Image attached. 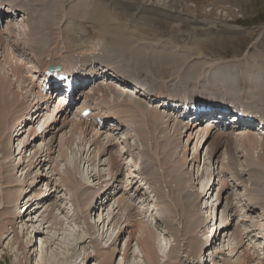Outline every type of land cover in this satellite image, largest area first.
I'll return each mask as SVG.
<instances>
[{
    "label": "rangeland",
    "instance_id": "374dc122",
    "mask_svg": "<svg viewBox=\"0 0 264 264\" xmlns=\"http://www.w3.org/2000/svg\"><path fill=\"white\" fill-rule=\"evenodd\" d=\"M0 1L13 3V0ZM21 1L22 0H15V2L17 3H20ZM39 1L40 0H26V2H22L27 4L28 8L30 9V15L28 17L31 18L32 16L33 21H36L34 19L36 15V17L41 15L42 11L40 9L39 3H41V6L44 7V11L46 8L48 10L46 12L50 13L52 17H54L56 21L55 29L48 28V38L49 40L51 39V42H53L54 39L59 37V35L62 40V35L61 33L59 34V27L62 29H66L69 28V26L71 25L74 28V20L77 26L81 27L83 24L88 29V33H90L92 30L96 31V35L99 37L102 36L104 40H110L109 36L107 35L108 32L113 34V39H115L116 34L127 33L130 34L134 40L143 43L142 46L144 47L145 43L143 38H145L149 50L151 49L152 51H157V56L142 55L140 58H134V53L130 54V60L138 62L139 64L144 66L141 74H139L138 76L135 75L138 74L135 72V66H131L129 64L128 67L124 68V71L129 74V76L147 78V76L149 75L150 80H145L144 82H141L142 84H138H145L150 88L156 89V91L164 90L166 92L173 93H181L188 91V93H190L194 87L193 90L195 91L192 92L214 93L215 91H213L212 89L206 91L205 88L203 90L202 88L204 87L201 86V82L203 81L204 84L209 80L212 81V79L214 78L213 75H218V73L221 72V74H219L222 78H224L225 81L235 83L236 87L239 86L236 92H239L240 99H250V103L253 106L257 107L261 112H264V102L258 99L260 98L259 96L258 98L257 96L250 97V95L253 93L251 91L253 88H249L250 84L262 86L264 85V82L262 84H260L259 82V84H257L256 82V80H264V0H157L161 4L159 6L162 7L164 11L156 10L157 12H151L150 10H147L146 13H139L133 9L132 11L128 10L130 8L128 6L112 7L104 5V3H102L103 0ZM173 1L181 5L187 4V6L194 8L193 13L189 11L186 14L177 13L174 5H171V2ZM91 2L96 3L92 5ZM110 2L113 4L121 2L123 3L122 0H112ZM55 4L59 6L57 14L53 13V11L50 9V6L52 5L53 7ZM142 7L145 8L144 5H142ZM203 7L207 9H215L217 14L206 15L203 11H201ZM119 9H121V11L118 12L117 10ZM182 9L183 8H179L180 11H182ZM98 10L103 11L104 15L108 19L107 21H114L115 23L107 22L108 27L104 28L98 18H95V13ZM119 15L122 16L119 17ZM65 16L66 19H64ZM193 16L195 17L193 18ZM28 17L25 18L27 22L29 21ZM18 21L22 22L23 20H21V18H18ZM85 21H87L88 23H85ZM93 22L94 24H92ZM58 23H61L62 26L60 24L58 27ZM93 25L94 27H96V29L93 27ZM114 25L117 28H122L118 30L114 28ZM139 25L148 27L151 34H144L140 30H138L140 28ZM91 27H93L94 29ZM123 27L127 29L124 31ZM5 29L7 30V26H5L4 24L0 28V32L5 31ZM81 29H83V27ZM82 31V34L80 32H77V30L76 33L72 31L76 36H67L68 39H66V42L70 45V47L68 48L72 49L71 55L65 52V49L61 50V53L59 52L58 55L57 52L60 51V48H55L54 52H56V56L54 57L53 54L48 56L47 58L45 57L44 60L52 61L53 64L56 61V63H58L57 65H63L64 67L72 68L74 67V69L77 70L81 67L79 61L83 60L81 59V56L73 55L75 52H81V55L84 59L88 60L90 58L92 60L94 55L90 56V53L93 54L94 52L88 50L87 47V50L84 48V46L88 45L86 39H90L91 37H87L86 35H84V33H87L86 31H84V29ZM6 32L8 35H4L7 36L6 39H8L10 43L21 44V46L18 45L19 47H22L23 45L22 48L25 49L27 53L31 54H29L31 56L29 59L22 58L24 63H27V65L32 66L34 70L39 69L37 68V66L39 65L40 68H43V64L37 61V57L35 58V52L28 48L27 36H25L24 34H20L19 32H15L14 34L10 35L11 32L9 29ZM64 36L65 38H67L66 35ZM64 42L65 41H63L61 44L63 45ZM2 45L5 46L7 44ZM4 46H2V48L0 49V66L1 63H3L0 67V75H2L3 77L9 75L11 77V80L16 83V77L12 75L13 71L11 68H13V65H16V62L19 63L21 59L19 60V58H16L14 55H10L11 57H14H10L11 61L4 59L3 51L6 49L8 51L11 48L8 47L9 45H7L6 48ZM142 46L140 45L139 47ZM52 47L54 48V45H52ZM73 47H75L76 50H74ZM144 48L145 52L147 53L148 49L146 50V47ZM9 51L11 52V49ZM114 60L119 63L118 59ZM77 64L79 66H77ZM191 70V75H189L190 73H188V71L190 72ZM195 71H198V80V76ZM30 74L34 73H32V71L27 72L26 70H22L23 76L28 77L30 76ZM192 74H195L197 77L192 76ZM33 76L34 75H32L31 77ZM35 76L37 79L35 78L36 81L34 82L40 84L39 81L42 79L38 78L39 73L36 72ZM200 76H202L203 78ZM189 77L191 78V81L189 80ZM240 77H243V82L246 83V85L240 84ZM132 79L135 83H132L131 81L130 84H134L133 86L135 87L136 85H138L136 84L137 81L134 78ZM193 80L197 83L193 82ZM190 82L192 84H190ZM248 82L250 84H248ZM26 83L29 84V81ZM187 83L191 86L195 84L196 87L194 85L192 87H188L189 85ZM196 84H198V87ZM97 85L98 84H96L95 86ZM122 85H126L125 87L134 90V87L131 88L127 86L128 84L124 83ZM15 86L16 89H19V83H16ZM30 86L28 87H30L31 89L28 88V90H32V84ZM179 86H181V88ZM143 88L145 87L142 86L141 89ZM255 88H257V91H260L259 86H255ZM25 90L21 91L25 92ZM262 90L264 89L262 88ZM37 92L38 89L37 91H35L32 97L38 96ZM87 93L92 94L93 92L88 91ZM87 93L81 99H77V101L80 102L75 104L76 107L72 105L70 108L68 107L69 110L67 111L63 110L62 108L59 109V111H61L62 109L65 113L64 116H68V118L66 121H64V116L58 117L56 124L50 128L47 135H43L41 138L35 139L36 135L30 133V127L29 125L27 126V123L22 129L17 130L15 133L18 132L20 136L16 137V140H14V148H16L14 157H17L15 162H13L14 159L13 157H11L12 159H10L12 160V163L7 164L6 159L2 158V152L0 151V177L5 176V179L6 177H10L8 178V181L10 182L7 184L13 185V183H17L14 185H18L12 187L6 186V184L0 185V229H2L3 225L4 228H8H6V230L4 228L3 230H0V232L2 231V235L0 234V264H46V260L44 259V256L46 255H50L51 257L56 258V261L60 260L58 263L56 262L55 264H101V262L105 259L106 261L109 260L111 264H113V262H116L115 264H151V261L148 259L147 254L143 251L142 248H140V246L137 245V241L135 238L131 240L129 244L130 249L127 252V260H123V248L128 237V230L130 229L131 225L134 224L135 220H138L140 223H142V225H144V227L147 230L149 229V231L152 233L150 234V236L152 235L153 237V241L151 240V242L153 243L151 245L153 247L155 255L158 254V261L156 262V264H172V262H174L175 264H196L197 259L195 260V254L201 249V257L198 258L201 264H230V262L232 264H243L245 252L250 255V264H264V208L258 207L256 211L252 213L251 211L246 212V207L251 202L249 198L246 200L247 204L245 205L243 200V197L251 196V194L249 193L250 190L248 191V189L250 188L248 184L249 182L247 180L243 181L244 178L247 179V176L244 175L243 179L237 178L240 180L235 179L236 176L231 171L233 169H228L229 164H225L228 161V158L225 154V149L223 146L218 149L217 155L214 159H212L213 156L212 158L210 156L211 147H208L209 142L207 144H204L205 140L203 139V143L199 142L198 145L196 144V135L199 133L197 132L200 130L199 128L195 129L192 134L190 133V131L186 133L187 129H184L182 131V135L180 137L181 139L179 140L176 152V156H178L177 164H180L181 166L179 165V167L174 168H177L179 171L181 170L180 172L182 178L184 179V186L186 185L184 189L186 190H192V188H190L192 183L194 182L192 178L194 177L197 179V177L201 176L202 173H204L205 175V178L202 180L204 186H207L212 179L211 184L213 185H211L210 187V190H212L209 195H207L206 198L201 201L202 211H200V214L197 215H203L206 211V215H208L207 212H209L211 218L216 219L217 217L219 219L216 225H213L215 222H212V225H210L212 231L210 228H208V233H206L205 235V230L199 228L200 221L197 222L196 225H198V228L196 227L197 229L195 233H199V236L200 238H202V241L201 243H197L196 235L194 236L195 241L189 245V241L191 240V238L188 239L189 237H187V235L185 236L187 229H185L182 223L183 221H181V219L179 218L180 212L175 210V207H177L176 203L172 205V211H166L163 214L162 210L160 209L162 207L165 208L166 203L167 205H171L169 200H173V195H175L174 190H172L175 183L172 182V185L168 180H166L167 175L164 176V174H168L169 170H171V165L161 167V165H159L158 163L160 161H157L156 164L154 163V166L152 165V169L157 173V177L147 175L148 179L152 181H150V183L148 184H143L146 182V175H141L139 174L140 171L138 172L139 167L141 168L139 162H141L142 159L141 151L143 149V145L140 141L141 138L140 133L137 130V125L136 132H138V134L133 130L134 128L131 127L130 124L127 125V123H124L125 126L123 128H117L114 131H109V128L106 127L105 129L103 128L105 126H101L99 127V129L97 128L99 132L96 136L93 135L91 130L85 133V131H83V128H79L75 132L72 127H70L71 122H73L72 126L76 127V124L71 119L76 120V117H78L80 113V109L84 105L86 106V104H89L93 108L92 111L94 112V115L91 117L92 120L96 115L104 113L107 110H103L105 108L104 104L106 103V101L108 103L110 100V102L112 103L114 101V98H117V96L111 94L110 97L112 99H104L105 103H99L102 102L101 99L103 98L102 96L100 98L98 97L99 92L95 95L92 94L86 96ZM217 93L224 92L217 91ZM48 96L51 97L50 94ZM53 97L54 96H52L51 100H49L50 106L47 110L48 113L39 121L40 126L44 124V120L46 119L47 115H49L50 117L53 115V109L57 102V98L54 97L53 99ZM262 98H264V96H262ZM141 100L145 102L143 98H141ZM122 101L128 102L126 100ZM230 103L232 105H235L236 107L237 105H240V103L236 104L237 101L233 102V100ZM129 104L130 107L132 106L133 110L136 109L132 105V103ZM111 105L113 106L115 105V103H112ZM153 105L156 106L155 104H152V106ZM159 109L160 111L162 110V112L163 110H165L163 108ZM172 114L175 115L174 113ZM252 114L251 116H255L258 119L264 118L263 114L260 112ZM34 119L32 122H34ZM114 119L117 118L114 117ZM29 120H32L31 113L28 118V121ZM165 120L167 121L165 126L168 127L169 117H167V119ZM172 121L170 125L171 127H174L173 124H177L180 121H185L183 123H187V120H183L178 117H172ZM132 123L135 124V122L133 121ZM112 125L113 124H111L110 126ZM59 129H61V131H59ZM103 131L104 133H102ZM172 131L173 130H171V132ZM145 133H147L146 130ZM22 134L23 136H21ZM241 134H243V132H237L233 135V137H236L238 139V141L235 139L236 142H239L240 140L239 144H241V141L242 143H244L242 145H236V149L239 152H236L235 156L238 160L237 163H240L241 167H239L244 168L241 169L242 173L245 174V165H249L252 160H260V155L264 154V149H262V145H260L262 143V140H260V144L255 147L253 146L254 148H252L250 144L244 141L245 139L243 140ZM91 136L94 138L99 137V141L101 142L96 145H92L93 142L90 143V140H92ZM203 136L204 134H202V137ZM64 137L70 139L72 138V142L69 140V142L62 146L61 143L64 141V139H66ZM51 138H54V144L51 150L52 152H50L51 156L47 158L46 162H43L44 165H39L36 160L37 157L31 159V156L33 155H31V153H34L33 151L36 150L35 147H39L37 149H42L43 147H45V145L48 144ZM108 138H112V142H108ZM19 142L20 145H17V143L19 144ZM171 142L172 141L170 139V142L167 143L165 150L168 149ZM100 143H103L105 145L104 149H106V151L103 148L101 149L102 151H99ZM111 143H114V145L111 146ZM128 144L135 145V147H138V149L130 148L131 150L128 151L129 153L126 152L121 161L127 163L128 166L124 165L123 170L121 167L120 173L116 174V172H118L117 166L115 167L114 165H112L111 167L110 165H108L110 161L109 151L113 153H116L115 151L118 150L125 152V149L129 148L127 146ZM149 144L153 147V139L149 141ZM165 144L166 142H163V146ZM232 145H234V142L230 143V147H232ZM245 146H248V148H246ZM256 148H258V150ZM62 149L64 151L67 150L66 152L69 154V157L71 156L70 158H74L77 161L78 167H80V170L85 176L84 181L90 185V188L84 192L96 195L92 197V205H90V207H87V214L81 211L79 206H82V203H80L79 205L78 200L74 199L72 194L73 191L71 193L68 185H64V182H66L67 184L68 179H72V177L68 178L69 176L55 174L57 172L54 170V166L58 165L60 166V168L65 167V162L61 159ZM153 149L154 148H152V151ZM160 150L163 151L161 148ZM196 150L197 152L195 154L200 155V163L196 162L195 165H193V163L185 164L183 163V161H181V159L185 158V152H188V157H191ZM21 151V155L18 154ZM98 152H100V154ZM174 152L175 151L172 149L171 152L167 153L168 157L165 155V157L171 159L170 162L173 164V166L176 165V162H174L176 161ZM153 155H155L154 151L150 153L151 157H153ZM21 157L23 161L21 159L20 163H18ZM163 157H161V161L163 160ZM157 158L159 159L158 156ZM238 165L239 164H237V166ZM224 166H227V168H225ZM99 171L106 174V176L103 177V179L101 180H99L100 178L99 176H97ZM233 171L236 173L235 170ZM74 172L76 174L78 173L77 176L79 175V172ZM212 172H214V175H210L213 174ZM111 173L112 175L110 176ZM113 175L118 178L115 183L109 181L110 177L111 180L114 181ZM206 175L210 176L206 178ZM26 176L27 178L25 179ZM141 178H143L144 180L142 181ZM190 180L193 182H190ZM225 181L229 182L227 186L228 188L225 187L222 190L221 184H224ZM245 182H247V184ZM76 183L78 182L74 180L72 181L71 185L76 186ZM89 185H87V187H89ZM11 190H14V193L15 191H18L17 195H19V200L14 206L12 204V208L10 207L8 211H14L18 213L22 212V222L20 219H17L16 221L14 220V223H16L15 225L18 226L17 232L20 236L19 239L13 232V230H15V227H13V223L11 224V221L8 218V211L5 208L7 201V193ZM144 193H146V195H144ZM43 194L45 195L43 196ZM164 194L165 196H162ZM231 194H234L233 197H236V199H231L232 197H229L231 196ZM35 195L37 196L34 198V200L38 197L39 198L33 201L32 203H28L26 205L28 199L33 198ZM138 195H140V197ZM79 197H81V199L83 198V191ZM145 197H148V199L150 200L146 201L144 205L139 204L141 203L139 202L141 201L139 200V198L142 199ZM119 200L122 202V208L115 210V207ZM36 203H38V205L41 204L40 206L44 204V207L39 208L37 206V208L39 209H36ZM100 203H103V207L99 206ZM129 203L132 204L133 207L128 205ZM24 204L26 207L24 209H21V206H24ZM205 205L208 206V209L203 208ZM232 205H234V207ZM47 206L48 208H46ZM27 207L28 212L25 213ZM112 207L113 210H115L116 219H114L112 223L108 225V222L111 219L112 215L109 218L107 217L109 216L108 213ZM197 215L195 217H197ZM164 216L168 217V222L164 218ZM55 217L57 218L58 222H62V226L60 224H54L52 225L53 228H50L49 226L52 223L49 221L55 222ZM104 217L106 218V221L100 224L101 220ZM223 218H225V221L222 220ZM45 221H48V223L44 224ZM98 221L100 222L96 223V229H91L90 223ZM223 222L226 223L225 230L221 229V227L225 225L223 224ZM216 227L217 230L215 229ZM259 227L263 230V232L260 233L262 234V238L257 237L260 232V230H257L259 229ZM252 229L255 230L250 232V230ZM37 230L42 231V233H39ZM215 231L216 235L213 236ZM23 232L26 234L23 235ZM73 233H79L80 236L83 237L84 241L80 243V245H76V241L73 240H70L71 242L69 241V245H65V243L63 244L62 241L64 240V236H66L67 234L73 235ZM203 235L204 237L206 236L205 238L207 239L210 238L208 240V243H206L204 247L203 243L206 239H204ZM156 236H159L160 238V247L158 241H156ZM54 238L56 239V241H51L50 243L55 244H53L54 246H50L49 240ZM178 240H180L181 242ZM21 241L24 242V246H26L25 248L20 247L19 242ZM259 242L260 245L258 244ZM176 247H178V249ZM176 250H179V259L172 258L173 253L176 254ZM214 257L216 261L213 260ZM175 261H177L178 263H176Z\"/></svg>",
    "mask_w": 264,
    "mask_h": 264
},
{
    "label": "bare ground",
    "instance_id": "6f19581e",
    "mask_svg": "<svg viewBox=\"0 0 264 264\" xmlns=\"http://www.w3.org/2000/svg\"><path fill=\"white\" fill-rule=\"evenodd\" d=\"M22 1L26 2V0H22ZM22 1L20 3H17V2H15V0H13V3L9 2L11 4H7V5H8V7H10V6L19 7V9H17L18 12H22V11L26 12L27 11V14L21 15L19 13V15H17V16H20L21 20H23V21L22 22L18 21V19H14L12 17H5V19H4L5 23L4 24H5V26H7V30L8 29L10 30V32H11L10 35L14 34L15 32H19L20 34H24L25 36H27V38H28L27 46H28L29 49H31L32 51L35 52L34 56H35V58L37 57L36 59H37L38 62H41L43 64V69L40 70V65H39V66H37V68H39V69L34 70V68L32 66L27 65V63H24L22 58L29 59L31 57L30 56L31 54L27 53V51L22 48L23 45H22V47H19L18 45L21 46V44L10 43L8 41V39H6L7 36L4 35V34H7V32H6L7 30L6 29H5V31L0 32V49L2 48V46H4L2 44H7V45H9L8 47H11L10 48L11 52L9 51L10 49L8 51H7V49L3 51L4 59H6L8 61H11L10 60V57H11L10 55H14L16 58H19V60L21 59L19 63L16 62V65H13V68H11L12 71H13L12 75H14V77H16V83H19V89H16V86H15L16 83H14L11 80V77L9 75H6L5 77L0 75V78L2 77L1 80H0V144H1L0 145V151L2 152V158L6 159L7 164L8 163H12V160H11L12 158L11 157H13V159H14L13 162H15V160L17 158L16 156L14 157L15 150H16V148H14V140H16V137L20 136L18 132L15 133L17 130L22 129L27 123V126L29 125V127H30V133L31 134L33 133V134L36 135L35 139L41 138L43 135H47L48 134L50 128L56 124L58 117H60V116L63 117L65 115L63 110H65V111L69 110L68 106L62 105L63 104L62 100H65L64 99L65 98L64 95L63 94L54 95V97L57 98V102H56V105L54 106V109H53V115L51 117L49 115H47L46 119L44 120V124L42 126H40V123H39L40 119L42 117H44L48 113L47 110L49 109V106H50L49 105V100H51V97L48 96L49 94H45L44 89H41V87H40L41 84H37L36 82H34L37 79L35 75H36V72H38L39 73V77L38 78L43 79L42 81L44 83H47V85H49L47 81L49 80L50 76L46 74V71L48 72V70H52L51 67H49V66L57 65L58 63H56V61H55V63L53 64L52 61H45L44 58L45 57L47 58L48 56L53 55V54H54L53 56L55 57L56 56L55 55L56 52H54L55 48H60V51L57 52L58 55H59V52L61 53V50H63V49H65V52H67L69 55H71L72 49L68 48V47H70V45L66 42V39H68L67 36H72V35L76 36L74 34V33H76V30H77V32H80L82 34V32H83L82 30L84 29V31L87 32V33H84V35H86L87 37H91L92 38V39L91 38L90 39H86L88 45L84 46V48L86 50L88 48V50H90L91 52H94L93 54L90 53V56L94 55L93 59L91 60L89 58L88 60H86V59H84L82 57L81 52H75L73 55L81 56V59L83 61H79L80 65H81L80 69H84L85 72L77 73V72L73 71L74 67H73V69H72V67H69L70 69L68 68L66 70L68 72H71L72 74H74L76 76L80 75L79 78H82L81 79L82 82H85V80H89V79H95L94 81L96 82V81H98V79H100V81H98V83H96L98 85L97 86L94 85L95 87H93V89L91 90L93 92L92 94L95 95L96 93L99 92L98 97L99 98L101 96L103 97L101 99L102 102H99V103H103L105 100H108L109 98H111L110 97L111 94L117 96V98L113 97L114 101L112 103H115V105H113V106L111 105L112 103L110 102V100H109L108 103H107V101H106V103L104 102L105 103L104 104L105 108L103 110H106V109L107 110L104 113H101V114H103V118L106 115L109 116V117H106L105 119H103L104 122H103L102 126H105L103 128L106 129V127H107V128H109V131H112V130L114 131L117 128H123L125 126L124 123H127V125L130 124L131 127L134 128L133 130L136 132V127L138 126L137 130L140 133V138H141L140 141H141V143L143 145V149L141 151L142 159H141V162H139L140 163L139 165L141 166V168L139 167L138 172L140 171L139 174H141V175L142 174L146 175L145 176V181L146 182L143 183L144 185L148 184V183H150V181H152V180L148 179V176L157 177V173L152 169L153 166H154L153 165L154 163L156 164L157 161H160L158 163H159V165H161V167H166L168 165H171V170H169L168 174H164V176L167 175V179L166 180H168L172 185H173V183H175V185L173 186V189H172V190H174L175 195H173V200H169L171 205H167V203H166L165 208L162 207L163 209L162 208H160V209L162 210V212L164 214L166 211H170V210L172 211L171 207H172V205H174L176 203L177 207H175V210L180 212L179 218L181 219V221H183L182 223H183L185 229H187L185 236L187 235V237H189L188 239L191 238V240L189 241V245L192 242L195 241V237L194 236H196V235H197V243L198 242L201 243V241H202V238H200L199 233H195L196 229L198 228V225H196L197 222L200 221L199 228L205 230V232H204V235H205L206 233H208V228H210V225H212V222H215L213 225H216L217 222L219 221V219L217 217H216V219L211 218V215H209L210 214L209 212H207L209 216L206 215V211L204 212L205 214H203V215H200V216L197 215V214H200L199 213L200 211H202L201 201L204 200V198H206V196L209 195V193L212 190V189L210 190L211 185H213V184H211L212 179L210 178L211 181L209 182V184L207 186H204L203 183H202V180L205 178V175H204V173H202L204 171H202L201 172L202 175L197 177V179L194 178V177L192 178L194 180V182L190 180V182H193L191 187H190V188H192V190H189V189L186 190V189H184V187H186V185L184 186V182H183L184 179L182 178L181 172H180L181 170L179 171L177 168H174V167H179V165H180V164L179 165L177 164L178 163V160H177L178 156H176V152H177V146L179 144V140L181 139L180 137L182 135V131L184 129H187L186 133L188 131H190L191 134H192V132L195 129H197V128L200 129L199 131H197L199 133L196 135L197 136L196 144L198 145L199 142L203 143L204 140H205L204 144H207L209 142V146L208 147H211L210 156H211V158L213 156L212 159H214L215 156L217 155L218 149L221 146H223L224 149H225V154H226V156L228 158V161H229V162L227 161L225 164H229L228 169L230 168V169H233V170L236 171V173H235L233 170H231L232 173L236 176L235 177L236 180H240V179H237V178L243 179L244 175L247 176V179L244 178L243 181L247 180L249 182L248 184H249L250 188L248 189V191L250 190L249 193L251 194V196L250 197L245 196V197H243V200H244V204L245 205L247 204L246 203L247 199L250 198L251 202L247 205V207L245 206L246 207V212L251 211V213H252V212L256 211V209L258 207L264 208V154L260 155V160H252L249 165H245L246 173L244 172L245 174H243L241 169H244V168H240L241 166H240V163H237L238 160L236 159L235 153L239 152L236 149V145L237 144L238 145H242L244 143H242V141H241V144H239L240 140H239V142H236V140L238 141V139L236 137H233V135L235 134L234 133L235 131L232 130V131L229 132V131H227V129H224L222 132H213V131L207 130V129H210L209 128L210 127L209 124H207L206 125L207 126L206 129L203 130L202 129L203 126L201 125L203 121L201 119H199V121L194 120L195 122H193V121L190 122V120H188L189 122L186 121L187 123H183L185 121L181 122L182 121L181 120L179 123L173 124L174 127H171L170 125L173 122L172 121V117H179V116H177L176 113H174L176 115L175 116L172 113H169V111L163 110V112H162V110L160 111V109L158 108L157 105L156 106H154V105L152 106V104H150V101L148 103L146 100H144L145 102H143V100H141L142 97L140 98V92H143V93L145 92L144 94H148V95H150L152 97H155L156 99H165V100H168V101H174L171 97L166 95L167 93H161V92H166L164 90L156 91V89L150 88V87L146 86L145 84H144L145 86L141 85L142 84L141 82H144L145 80H150L149 79V75L147 76V78L146 77H133V76H129V74H127L124 71V68L128 67L129 64H130L131 66H135V68H136L135 72L138 73V74H135V75L138 76L139 74H141V72H142V70L144 68V66H142L138 62L130 60V58H131L130 54L131 53H134V55H133L134 58H140L142 55H152V56L156 55L157 56V51H155V50L152 51L150 49L152 51L151 52L149 50V48L147 46V43L145 41V38L142 37L144 39V43H145L144 47H146V50L148 49L147 53L145 52V48L142 46L143 43H141L140 41L134 40L133 37L130 34H127V33L116 34L115 35L116 36L115 39H113V36H112L113 34L108 32L107 35L109 36L110 40H112V41L104 40L102 38V36L99 37V36L96 35L97 34L96 31L92 30L90 33H88V31H87L88 29L83 24H82L81 27L77 26L75 20L73 19L74 20V28L75 29L71 25L69 26V28L62 29V28L59 27V25L61 23L60 24L58 23V27H59V30H60L59 34L61 33L62 40H61V37L59 35V37H57L56 39H54L53 42H51L50 41L51 39L49 40V38H48V32H49L48 28L55 29L56 21H55L54 17H52V15L50 13L46 12V11H48L46 8H45V11H44V9H43L44 7H42L41 3H39L40 9H41L42 12H41V15H39L38 17H36L37 16L36 15L35 18H34L36 21H33L32 20V16H31V18L28 17L30 15V9L28 8L27 4H25ZM40 1H43V0H40ZM96 1H98V0H96ZM110 1H112V0H103L102 3H104V5H108V6H112V7H127L128 6V7H130L128 10L132 11V9H133V10L139 12V13L140 12H142V13L145 12L146 13L147 10H150L151 12H157L156 10L164 11L163 8L159 6L161 4L157 0H122L123 3L121 2V3H114V4L111 3ZM86 2H88V1H86ZM94 3H96V2H94ZM94 3L91 2L92 5ZM142 5H144L145 8H143ZM171 5H174L175 10L177 11V13H181V14L185 13L186 14L188 11L192 12V13L194 11V8H192L190 6H187V4L181 5V4L176 3V2L173 1V2H171ZM133 6H135V7H133ZM58 7L59 6L57 4H55L53 7L51 5L50 9L53 11V13L57 14V11L59 10ZM179 8H183L182 11H180ZM117 11L119 12V11H121V9H119ZM201 11H203L206 15L207 14H209V15H216L217 14L215 9H207V8L203 7L201 9ZM56 14H55V16H56ZM26 15H28L27 16L28 20H29L28 22L25 20V18H23V16H26ZM109 15H110V13H109ZM121 16L119 15V17H121ZM194 17L195 16H193V18ZM95 18H98V20L101 22V24H102V26L104 28L108 27V23L107 22H109V21H107L108 19L104 15L103 11L98 10L95 13ZM64 19H66V16L64 17ZM61 20H62V17H61ZM86 22L87 21H85V23ZM111 22L115 23L114 21H111ZM111 22H109V23H111ZM121 22H123V21H121ZM83 23H84V21H83ZM92 24H94V22ZM129 24H130V20H129ZM61 26H62V24H61ZM122 26H124V25H122ZM139 26H140L141 29L138 27L139 28L138 30H140L144 34H151V32L149 31L148 27H144L142 25H139ZM82 27H83V29H81ZM93 27H94V25H93ZM93 27H91V28H93ZM94 28L96 29V27H94ZM114 28L119 30L122 27L117 28L114 25ZM126 29L127 28H124V31ZM115 32H117V31H115ZM64 35H66L67 38H65ZM138 36H140V35H138ZM63 41H65V42L62 45L61 43ZM7 45H5L4 47L6 48ZM52 45H54V48L52 47ZM140 45L142 47H139ZM73 49L76 50L75 47H73ZM100 51H102V52H100ZM114 59H118L119 63L117 61H115ZM8 61H7V64H8ZM113 61H115L117 63H115ZM2 64L3 63H1V66H2ZM119 64H120L121 67L119 66ZM77 66H79V65L77 64ZM26 68L29 69V70H27ZM22 70H26L27 72L32 71V73H34V74H30V76L26 77V76L22 75ZM66 70H64V71H66ZM20 72H21V74H20ZM43 72H44V74H43ZM191 72H192V70L190 72L188 71V73H190L189 75H191ZM195 72L197 73L198 71H195ZM213 73H212V75H213ZM219 73L221 74V72H219ZM219 73H218V75H216V74L213 75L214 78L212 79V81H210L208 79L209 81H207V82L204 81V82H206L204 84H203V81L201 82L202 83L201 86L204 87V88H202L203 90L205 88H206L205 89L206 91L212 89L213 91H215L214 93H212V92H199V93L192 92V91H195V90H193L194 89V87H193V89H192V91L190 93H188V91H187V92H185V94L188 95V96L191 94L194 97L193 99L197 100L198 103H201L202 99L214 100L215 103H216V99L215 98L230 99L231 102L233 100V102L237 101L236 104L240 103V105H242L248 112H250V113H258V112H260L264 116V112H261L257 107L253 106L250 103V99H240L239 98L240 97L239 96V92L238 93L236 92L237 88H239V86L236 87L235 83H232V82H229V81H225L224 78H222ZM99 74H101V75H100L99 78H97V76ZM123 74H126V75H123ZM195 74H192V76H196ZM254 74H255V72H254ZM32 75H34V76L31 77ZM187 75H186V77H187ZM91 76H93V77H91ZM197 76H198V73H197ZM200 77H202V76H200ZM32 78H34V79L36 78V79L34 80ZM132 78L136 79V81H137L136 84H138V83H141V84H138V85H136L134 87L133 86L134 84H130L131 81H132V83H135V82H133ZM198 78H199V76L197 77V80H198ZM209 78H210V76H209ZM242 78L243 77H240V82H241L240 84H245L246 85V83L243 82ZM190 79L191 78L189 77V80ZM194 80H195V78H194ZM194 80H193V82H195ZM28 81H29V84L26 83ZM256 82H257V84H259V83L262 84L264 82V80L263 79L261 81L256 80ZM124 83L128 84L127 86H129L131 88L134 87V90L125 87L126 85L125 86L122 85ZM195 83H197V82H195ZM31 84H32V90H28V88L31 89L30 88ZM190 84H192V83L190 82ZM248 84H250V83L248 82ZM193 85L195 86V84H193ZM196 85L198 87V84H196ZM28 86H30V87H28ZM142 86L145 87V88L141 89ZM190 86L191 85H189L188 87H190ZM250 86H252V87H250ZM255 86H259L260 87L259 88L260 91H257L256 90L257 88H255ZM25 87H26V90H25ZM179 87L181 88V86H179ZM249 88H253L251 90L253 93L250 95V97L257 96V98H258V96H259L260 98H258V99H260V101L264 102V100H262V99H264V98H262V96H264V90H262V88L264 89V85L262 86V85H253V84L251 85L250 84ZM37 89H38V92H37L38 96L32 97L34 95L35 91H37ZM21 90H25V92H22ZM148 90H150V91H148ZM182 90H183V88H182ZM198 90H200V89H198ZM146 91H147V93H146ZM217 91L224 92V93H217ZM155 92H159V93H155ZM82 93H84V91H82ZM54 97H53V99H54ZM122 100H126L129 103H132V105L136 109L133 110L132 106L130 107V104L128 102H123ZM146 102L149 105H151V106H149ZM123 104H125V105H123ZM208 104H211V103L208 102V103H205L203 105H208ZM220 104H222V103H216V105H220ZM233 104H235V103H233ZM222 105H225V104H222ZM83 107H89V106H87V105L85 106L84 105ZM60 108H62L63 110L61 109V111H59ZM245 109H243V110H245ZM30 113L32 114V120L28 121ZM255 115H257V114H255ZM114 117L117 118V119H114ZM167 117H169L168 127L165 126L166 123H167V121L165 119H167ZM67 118H68V116H66L64 118V121H66ZM211 118H214V116L210 117V119H208V120H205V122L210 121L209 123L211 124L212 123L211 122L212 121ZM33 119H34V122H32ZM71 120L74 121V123L76 124V127L72 126L73 122H71V126H70V127H72V129L75 132L77 131V129L83 128V131H85V133L88 132L89 130H91L93 135L96 136L98 134V132H99L98 131L99 127H101L100 126L101 120L100 121H96V122H89V121H85L84 119H82L81 115H80V117L78 115V117H76V120L75 119H71ZM173 120H175V119H173ZM132 121L135 122V124L132 123ZM200 121H202V122H200ZM21 123H23V124H21ZM111 124H113V125L110 126ZM84 127H85V130H84ZM145 130L147 131V133H145ZM171 130H173V131L171 132ZM59 131H61V129H59ZM80 131H81V129H80ZM241 132H243V134H241V136L243 137V140L245 139L244 141L247 142L248 144H250L252 148H254L258 144H260V142H261L260 140H262V143L260 145H262L261 148L264 149V137H261V136L258 137L256 135H252L251 133H246L247 130H245V132L244 131H241ZM102 133H104V131ZM136 133L138 134V132H136ZM202 134H204V136H203L204 138L202 137ZM246 134H248V135H246ZM21 136H23V134ZM168 136L170 137L172 142L169 145L168 149L165 150V148L167 146V143L170 142V139H169ZM246 136H248V137H246ZM64 138H66V139H64V141L62 142L63 144L61 143L62 146H64L67 142H69V140L71 141V139H72V138L70 139V138H67V137H64ZM93 138L94 137H92V140H90V143L93 142L92 145L93 144L96 145L99 142H101V141H99V137L94 138V139ZM152 139H153V147L150 146V144H149V141H151ZM21 140H22V138H21ZM29 140H30V138H29ZM112 140H113L112 138H110V139L108 138V142L109 141L112 142ZM4 141H6V142H4ZM17 141H18V139H17ZM53 142H54V138H51V140H49L48 144L45 145V147H43L42 149H37L39 147H35L36 150L33 151L34 153H31V155L32 154L33 155L32 156L30 155L31 159L37 157L36 160L39 163V165L40 164L44 165L43 162H46L47 158L51 156L50 152H52L51 150L53 148V144H54ZM163 142H166V144L164 146H163ZM187 142H188V140H187ZM233 142H234V145H232V147H230V143H233ZM17 145H20V142H19V144L17 143ZM112 145H114V143H111V146ZM127 146L129 148H126L125 152L124 151L122 152V151L118 150V151H115L116 153H113V152L109 151V153H110V161H109L108 165H110L111 167H112V165H114L115 167L117 166L118 172H116V174L120 173L121 167H122V170H123L124 165L128 166L127 163H124V162L121 161L122 158L124 157V155L126 154V152L129 153L128 151L131 150L132 148L133 149L134 148L138 149V147H135V145H132V144H128ZM181 146H183V145H181ZM25 147H26V145H25ZM245 147L248 148V146H245ZM102 148L104 149L105 145L103 143H100L99 151H102L101 150ZM152 148H154L153 151H154V154H155V155H153V157L150 156V153L153 152ZM160 148L163 151H161ZM238 148H239V146H238ZM258 148H256V149L258 150ZM149 149H150V151H149ZM172 149L175 151L174 152L175 153V160H176V161H174V162H176L175 166H173V164L170 162L171 159L167 158L168 157L167 153L171 152ZM104 150L106 151V149H104ZM197 150L192 154L191 157H188L189 153L185 152V154H184L185 158L181 159V161H183V163H185V164L193 163V165H195L196 162L200 163V155L199 154H195L197 152ZM66 151H64L63 149L61 150V159H62V161L65 162V167L60 168V166H58V165L54 166L55 167L54 170L57 172L55 174L62 175V176H69L68 178L72 177V179H68V182H70V183L67 182V184H66V182H64V185H66V186L68 185V187L70 188L71 193L73 191L72 194H73L74 199L78 200V202H79L78 204L79 205H80V203H82V206L81 205L79 206L81 211L83 213L87 214V212H88L87 207L88 206L90 207V205H92V203H93L92 202L93 201L92 197L96 196V195L88 194V193L84 192V191H87L90 188V185L84 181L85 180V176H84L83 172L80 170V167H78L77 161L74 158H70L71 156L69 157V154ZM21 153H22V151L19 152L18 154L21 155ZM98 153L100 154V152H98ZM252 154H255V153H252ZM258 154H256V155H258ZM161 155H163L164 157L161 156ZM165 155L167 157H165ZM157 156L159 157V159L157 158ZM160 156L163 157L162 161L160 160L161 159ZM252 157H253V155H252ZM171 158H172V156H171ZM21 159H22V157L19 159L18 163H20ZM22 161H23V159H22ZM181 161H180V163H181ZM237 164H239V165L237 166ZM224 167L227 168V166H224ZM192 168H193V166H192ZM74 171L79 172V175H78L79 178L77 176L78 173L76 174ZM175 172H177L178 174L175 173ZM201 173H198V174H201ZM212 173L213 174H210V175H214V172H212ZM111 175H112V173L110 174V176ZM97 176H99V178H100L99 180H101V179H103V177L106 176V174L102 173L101 171H99ZM209 176L206 175V178L209 177ZM8 178H10V177H6V179H5V176L4 177H0V185L6 184V186H9V187L18 186V185H14V184H17V183H13V185L12 184H7V183L10 182V181H8ZM26 178H27V176L25 177V179ZM117 179L118 178L116 176H114V181L111 180V177L109 178V181L115 183V181H117ZM74 180H76L78 182V183H76L77 184L76 186L75 185L74 186L71 185L72 181H74ZM141 180L143 181L144 179L141 178ZM223 181H224V179H223ZM245 183L247 184V182H245ZM225 184H226V186H225ZM228 184H229V182H226V181L224 182V184L222 183L221 184V186H222L221 189L223 190L225 187L228 186ZM87 185H89V187H87ZM59 186H60V184H59ZM82 191H83V198L81 199V197H79V196L81 195ZM17 194H18V191L17 192L15 191V193H14V190L13 191L11 190V191H9L7 193V201H6V205H5V208L7 209V211L10 209L12 204L14 206L17 203V201L19 200V195H17ZM44 195L45 194H43V196ZM144 195H146V193H144ZM233 195L234 194H231V196H229V197L230 198L232 197L231 199H234V198L236 199V197H233ZM36 196L37 195H35L33 198H29L28 202L26 203V205L28 203H32L33 201L37 200L39 197L34 200V198ZM138 196L140 197V195H138ZM162 196H165V194L162 195ZM139 200H141V201H139V202H141L139 204H143L144 205V203L146 201L150 200V199H148V197H145V198H142V199L139 198ZM44 204L42 206H40L41 204L38 205V203H36V209H39L40 207L43 208ZM121 204H122V202L119 200L117 205L115 204L116 205L115 210L116 209H121L122 208ZM202 204H203V202H202ZM128 205L132 206V204H130V203ZM37 206L39 208H37ZM99 206L103 207V203H100ZM232 206L234 207V205H232ZM25 207L26 206L24 204V206H21V209L22 208L24 209ZM132 207H130V208H132ZM207 207L208 206L205 205L203 208L206 209ZM212 207H213V205H212ZM46 208H48V206ZM64 209H65V207H64ZM27 210H28V207L26 208L25 213L28 212ZM115 210H113V207L109 210V213H108L109 216L107 218H109L111 215L112 216H111V219L108 222V225H110L112 223V221L114 219H116ZM21 213L20 212L19 213L18 212H14V211L13 212L8 211V214H9L8 218L10 219L11 224L12 223L14 224L13 227H15V230H13V232L16 234L18 239L20 238L19 233L17 232L18 231V226L15 225L16 223H14V220L16 221L17 219H20L21 222H22ZM79 214H80V212H79ZM212 214H213V212H212ZM196 215H197V217H195ZM41 216H43V215H41ZM50 217H52V216H50ZM164 218L168 222V217L164 216ZM100 219H101V217H100ZM222 220L225 221V218H223ZM48 221H45L44 224H47ZM105 221H106V218L104 217L101 220L100 224L104 223ZM49 222L52 223L49 226L50 228L54 224H60L62 226V222H58L56 217H55V222H52V221H49ZM99 222L100 221L91 222V223L89 222L90 225H91V229L95 230L96 229L95 226L97 225L96 223H99ZM223 224H225V225L222 226L221 229L225 230L226 223L223 222ZM252 226H254V225H252ZM3 228H4V225L2 226V229H0V230H3ZM6 228H4V229L6 230ZM206 229H207V232H206ZM210 229L212 231V228H210ZM215 229L217 230V227ZM254 230L255 229H252V230H250V232H252ZM257 230H260L259 235H257V237L262 238V234H260V233H262L263 230L260 229V227ZM37 231L39 233L40 232L42 233V231H40V230H37ZM211 231H209V232H211ZM1 232H0V234L2 235ZM5 232H7V231H5ZM25 234L26 233H24L23 235H25ZM150 234H152V233L149 231V229L147 230L144 227V225H142V223H140L138 220H135L134 224L131 225L130 229L128 230V237H127V240H126V242L124 244V248H123V255H124V259L123 260H127V258H126L127 257V252L130 249L129 248V244H130L131 240H133L135 238L136 241H137V245L140 246V248H142L143 251L147 254L148 259L151 261V264H156V262L158 261L157 260L158 259V257H157L158 254L155 255V252H154L153 247L151 245L153 243V242H151V240L153 241V237H152V235L150 236ZM204 235H203V237H204ZM215 235H216V231H215L213 236H215ZM136 236H138V237H136ZM156 237H155L157 239L156 241H158L159 247H160V245H161L160 244V238H159V236H156ZM193 237H194V239H193ZM205 237H204V239H206V240H204L205 242L203 243V247H204V245H206V243H208V240L210 239V238L207 239ZM150 238H152V239H150ZM63 239L64 240L62 242H63V244L65 243V245L66 244L69 245V243L71 242L70 240L76 241V245H78V244L80 245V243H82L84 241L83 237L80 236L79 233H76V234L73 233V235L67 234L66 236H64ZM51 241H56V239L54 238V239L49 240V243ZM178 241H180V240H178ZM53 244H55V243H53ZM53 244L50 243V246H52ZM209 244H211V243H209ZM258 244L260 245V242ZM19 245H20V247H24V248L26 247V246H24L25 244L22 241L19 242ZM70 248H72V247H70ZM176 248L178 249V247H176ZM259 248H261V247H259ZM231 249H233V248H231ZM178 251L179 250H176V254L173 253L172 258L179 259L180 255H179ZM201 253H202V249L200 251H198L196 254L194 253L195 254V260L197 259V263L196 264H201L200 261L198 260V258L201 257L200 256ZM216 254H218V253H216ZM202 255H204V254H202ZM90 256H92V255H90ZM167 258H169V257H167ZM44 259L46 260L45 261L46 264H55L56 262L58 263L60 261V260L56 261V258L51 257L50 255L44 256ZM213 260L216 261L215 257H214ZM250 261H251L250 255L245 252L244 253V262H243V264H250ZM175 262L178 263L177 261H175ZM115 263L116 262H113V264H115ZM173 263L174 262H172V264ZM101 264H111V263L109 262V260L106 261V259H105V260H103L101 262ZM230 264H232V263L230 262Z\"/></svg>",
    "mask_w": 264,
    "mask_h": 264
}]
</instances>
